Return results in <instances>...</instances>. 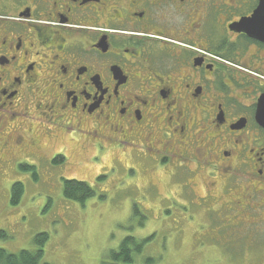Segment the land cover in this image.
<instances>
[{
	"label": "flooded vegetation",
	"instance_id": "flooded-vegetation-1",
	"mask_svg": "<svg viewBox=\"0 0 264 264\" xmlns=\"http://www.w3.org/2000/svg\"><path fill=\"white\" fill-rule=\"evenodd\" d=\"M261 2L0 0V196L130 142L264 247Z\"/></svg>",
	"mask_w": 264,
	"mask_h": 264
},
{
	"label": "rangeland",
	"instance_id": "rangeland-1",
	"mask_svg": "<svg viewBox=\"0 0 264 264\" xmlns=\"http://www.w3.org/2000/svg\"><path fill=\"white\" fill-rule=\"evenodd\" d=\"M49 147H62L70 164L62 175L54 172L62 176L56 182L28 186L18 205L10 193L0 196V248L37 249L36 235L46 232L39 264H104L111 262V250L134 236L143 244L133 251L132 264H264L261 236L250 241L222 220L224 213L207 214L186 200L177 183L183 172L172 179L167 170L153 169L146 147L128 142L125 156L110 149L94 159L92 148L83 151L64 139ZM62 178L86 180L95 194L84 202L69 199ZM195 189L204 192L199 184Z\"/></svg>",
	"mask_w": 264,
	"mask_h": 264
},
{
	"label": "trees",
	"instance_id": "trees-1",
	"mask_svg": "<svg viewBox=\"0 0 264 264\" xmlns=\"http://www.w3.org/2000/svg\"><path fill=\"white\" fill-rule=\"evenodd\" d=\"M63 194L72 200H78L84 202L86 198L93 196L94 190L92 186L84 181L78 179H64ZM24 193V186L21 183L13 185V189L10 195V202L12 205H18L21 202L22 195ZM4 231H0V236L4 235ZM48 233H40L36 235L35 239L39 248L30 250L23 249L20 252H8L5 248H0V264H39L40 259L44 256V250L41 248L47 240ZM143 241H138L134 236L126 237L119 248L111 250L109 254L112 258L111 262L104 264H132L134 257L133 251L135 249L140 250Z\"/></svg>",
	"mask_w": 264,
	"mask_h": 264
},
{
	"label": "water",
	"instance_id": "water-1",
	"mask_svg": "<svg viewBox=\"0 0 264 264\" xmlns=\"http://www.w3.org/2000/svg\"><path fill=\"white\" fill-rule=\"evenodd\" d=\"M263 9H264V0H262L261 5L259 6L258 10L263 11ZM247 21H248V20H246V19H245V20L242 19V21H240V22H238V23H233V25H234V26H242V25H243V27H244L245 25H248ZM233 25H232V26H233ZM243 27H242V28H243ZM244 28H245V27H244ZM249 29H250V28H249ZM249 29H248V30H249Z\"/></svg>",
	"mask_w": 264,
	"mask_h": 264
}]
</instances>
